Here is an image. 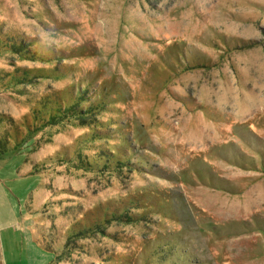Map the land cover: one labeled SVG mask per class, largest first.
Listing matches in <instances>:
<instances>
[{
    "label": "rangeland",
    "instance_id": "1",
    "mask_svg": "<svg viewBox=\"0 0 264 264\" xmlns=\"http://www.w3.org/2000/svg\"><path fill=\"white\" fill-rule=\"evenodd\" d=\"M0 183L2 264H264V0H0Z\"/></svg>",
    "mask_w": 264,
    "mask_h": 264
},
{
    "label": "crops",
    "instance_id": "2",
    "mask_svg": "<svg viewBox=\"0 0 264 264\" xmlns=\"http://www.w3.org/2000/svg\"><path fill=\"white\" fill-rule=\"evenodd\" d=\"M15 221L14 204L6 192V185L0 183V245L4 247L2 232H6L8 239L11 238L10 230ZM7 243L5 242V245ZM0 264L1 261H0Z\"/></svg>",
    "mask_w": 264,
    "mask_h": 264
},
{
    "label": "trees",
    "instance_id": "3",
    "mask_svg": "<svg viewBox=\"0 0 264 264\" xmlns=\"http://www.w3.org/2000/svg\"><path fill=\"white\" fill-rule=\"evenodd\" d=\"M64 118H65L64 115H63V116H58V118H56V117L54 116V117H51V120H50V121L56 123V122H58V121H60V120H63Z\"/></svg>",
    "mask_w": 264,
    "mask_h": 264
}]
</instances>
